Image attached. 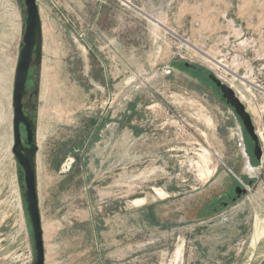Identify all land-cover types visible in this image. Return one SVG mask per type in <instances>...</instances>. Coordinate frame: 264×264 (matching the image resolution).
<instances>
[{
    "label": "rangeland",
    "instance_id": "rangeland-1",
    "mask_svg": "<svg viewBox=\"0 0 264 264\" xmlns=\"http://www.w3.org/2000/svg\"><path fill=\"white\" fill-rule=\"evenodd\" d=\"M38 5L42 63L30 67L22 105L36 89L44 264H262L263 52L212 45L205 0ZM212 7L232 11L236 3ZM24 21L23 0H0V264L35 260L23 173L12 152ZM209 73L250 114L260 161ZM246 179L254 185L245 196L207 211L226 186Z\"/></svg>",
    "mask_w": 264,
    "mask_h": 264
},
{
    "label": "water",
    "instance_id": "water-1",
    "mask_svg": "<svg viewBox=\"0 0 264 264\" xmlns=\"http://www.w3.org/2000/svg\"><path fill=\"white\" fill-rule=\"evenodd\" d=\"M25 5V21L22 44L19 52L13 90V147L12 152L23 173L25 185V206L30 220L34 241V264H44L43 230L39 214L36 192V175L34 156L37 152L35 144V128L32 120L24 115L22 98L25 95V86L31 65L39 66L42 63V25L36 0H23ZM185 67L200 72L198 66L185 64ZM208 79L218 88L222 99L230 105L241 119L243 126L254 142V155L259 161L262 149L255 134V128L250 114L246 111L241 100L234 91L222 83L214 74H207ZM25 128V144L22 142L20 126ZM264 264V262L262 263Z\"/></svg>",
    "mask_w": 264,
    "mask_h": 264
},
{
    "label": "crops",
    "instance_id": "crops-1",
    "mask_svg": "<svg viewBox=\"0 0 264 264\" xmlns=\"http://www.w3.org/2000/svg\"><path fill=\"white\" fill-rule=\"evenodd\" d=\"M218 2L226 4L227 7L230 2L236 3V8L232 11L228 8L224 11L214 10L212 3ZM36 3L41 21L38 0ZM205 3L209 10L204 11L203 27H205V38L210 40L212 45L222 44L225 49V46L237 44L238 49L243 52L264 54V0H205ZM192 17L193 14L190 15V18ZM232 20H235V23ZM220 31L221 34H218Z\"/></svg>",
    "mask_w": 264,
    "mask_h": 264
},
{
    "label": "flooded vegetation",
    "instance_id": "flooded-vegetation-1",
    "mask_svg": "<svg viewBox=\"0 0 264 264\" xmlns=\"http://www.w3.org/2000/svg\"><path fill=\"white\" fill-rule=\"evenodd\" d=\"M197 73H199V72H197ZM32 80H33V71L30 68L29 69V72H28V77H27L26 85L29 82H31ZM36 94H37V90L36 89H32L29 92L27 103H24L23 104L24 114L30 120H33V116H34L35 104L33 103V96L36 95ZM220 96H221V94H220ZM227 106L230 107V109L233 111V113L236 116V118L239 119V121H240V123L242 125V128L244 130L243 131V136H245L246 139L249 138V142L252 145V151H251L252 157H253V159L255 161L258 162V160L256 159V157L254 155V142H253V140L251 139V137L246 132V130H245L244 126H243V123H242L241 119L236 115V113L234 112L233 108L230 105H228V104H227ZM21 132H24L25 133V128H24L23 125L20 126V133ZM258 143H259V138H258ZM24 144H25V140H24ZM244 183L245 184H243V183L242 184L231 183L228 186H226V192H224L223 194L217 196L216 201L211 202L210 205H209V207H207V211L208 212H217L219 209L227 208L231 204H234L235 202H237L238 200H240L243 196L246 195V193L248 191L247 188H249V187H251V186L254 185V180L246 179V181Z\"/></svg>",
    "mask_w": 264,
    "mask_h": 264
}]
</instances>
